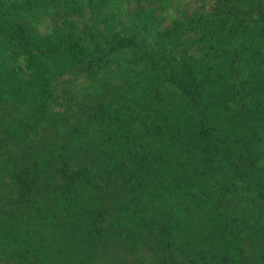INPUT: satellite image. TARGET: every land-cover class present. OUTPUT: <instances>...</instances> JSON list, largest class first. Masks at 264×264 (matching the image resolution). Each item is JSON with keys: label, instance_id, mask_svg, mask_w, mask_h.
Masks as SVG:
<instances>
[{"label": "trees", "instance_id": "16d2710c", "mask_svg": "<svg viewBox=\"0 0 264 264\" xmlns=\"http://www.w3.org/2000/svg\"><path fill=\"white\" fill-rule=\"evenodd\" d=\"M0 264H264V0H0Z\"/></svg>", "mask_w": 264, "mask_h": 264}, {"label": "rangeland", "instance_id": "374dc122", "mask_svg": "<svg viewBox=\"0 0 264 264\" xmlns=\"http://www.w3.org/2000/svg\"><path fill=\"white\" fill-rule=\"evenodd\" d=\"M168 16L169 17H173V16H175V13H173V12L172 13H168Z\"/></svg>", "mask_w": 264, "mask_h": 264}]
</instances>
